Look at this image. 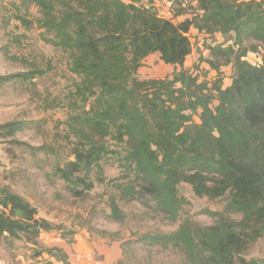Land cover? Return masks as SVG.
Returning a JSON list of instances; mask_svg holds the SVG:
<instances>
[{
	"label": "trees",
	"instance_id": "16d2710c",
	"mask_svg": "<svg viewBox=\"0 0 264 264\" xmlns=\"http://www.w3.org/2000/svg\"><path fill=\"white\" fill-rule=\"evenodd\" d=\"M141 1L12 3L11 18L27 29L36 24L44 29L45 41L67 54L68 70L76 77L69 93L55 98L69 110L66 132L74 156L56 167V176L82 196L95 187L92 174L112 154L130 175L120 184L121 196L151 202L169 218L178 216L185 201L179 191L183 182L199 197L227 196L226 211L241 213L240 221L220 214L213 226L186 222L175 232L141 240L176 245L193 264H257L244 254L264 237V55L259 65L244 57L264 48V0H197L201 12L177 23ZM33 6L39 15L31 19ZM192 28L233 41L209 47L206 62L217 72L213 81L200 82L184 66L193 49ZM253 40L260 46L246 44ZM155 53L181 70L165 79H141L140 68ZM230 64L233 81L224 87L222 68ZM42 74L36 69L0 75V85ZM26 123L0 124V138L13 137ZM37 215L26 198L7 186L0 189V240L27 237L37 244L42 232L53 230ZM45 250L70 264L63 248Z\"/></svg>",
	"mask_w": 264,
	"mask_h": 264
},
{
	"label": "rangeland",
	"instance_id": "374dc122",
	"mask_svg": "<svg viewBox=\"0 0 264 264\" xmlns=\"http://www.w3.org/2000/svg\"><path fill=\"white\" fill-rule=\"evenodd\" d=\"M12 3L14 0H0V75L36 69L44 74L0 85V124L27 122L24 130L13 137L0 138V189L7 186L30 201L38 210L37 217L51 222L53 230L42 232L37 244L27 237L3 238L0 264H64L57 258L58 254L45 250L49 247L66 249L70 264H193L180 247L146 244L141 238L170 234L186 222L193 226H213L219 222L220 214L240 221L242 214L226 211L227 196L199 197L185 182L179 185L185 201L176 218L160 214L151 202L129 201L121 196V185H125V177L130 175L112 154L102 161V169L92 174L95 187L91 191L82 196L72 192L68 183L55 173L60 163L74 157L66 132L69 110L65 105L58 107L55 98L68 94L76 77L68 70L67 54L45 41L49 34L44 29L37 24L27 29L11 18ZM141 3L176 23L201 12L197 0H142ZM38 15V8L31 7L28 17L33 19ZM188 36L193 49L185 68L198 76L200 82L213 81L217 72L206 62L211 57L209 47L225 42L228 46L233 41H226L227 37L220 32L209 34L197 28H192ZM246 44L259 45L254 40ZM262 49L260 46L257 52L249 51L244 58L259 65L264 55ZM234 69L233 64L222 68L224 87L232 84ZM176 70L181 67L166 64L155 53L147 57L138 76L165 79ZM195 119L199 121L198 117ZM113 198L121 211L120 219L113 212ZM244 255L247 260L264 264V237Z\"/></svg>",
	"mask_w": 264,
	"mask_h": 264
},
{
	"label": "crops",
	"instance_id": "0c3cea01",
	"mask_svg": "<svg viewBox=\"0 0 264 264\" xmlns=\"http://www.w3.org/2000/svg\"><path fill=\"white\" fill-rule=\"evenodd\" d=\"M64 247V246H63ZM66 250V249H65ZM67 251V250H66Z\"/></svg>",
	"mask_w": 264,
	"mask_h": 264
}]
</instances>
